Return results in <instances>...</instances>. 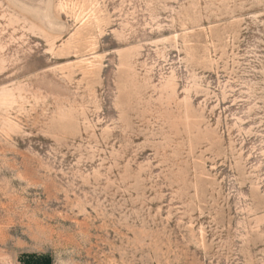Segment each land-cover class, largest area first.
Masks as SVG:
<instances>
[{"label": "rangeland", "instance_id": "374dc122", "mask_svg": "<svg viewBox=\"0 0 264 264\" xmlns=\"http://www.w3.org/2000/svg\"><path fill=\"white\" fill-rule=\"evenodd\" d=\"M0 264H264V0H0Z\"/></svg>", "mask_w": 264, "mask_h": 264}]
</instances>
